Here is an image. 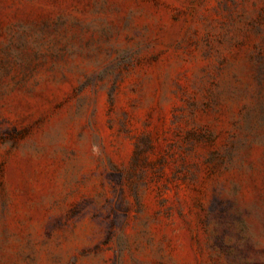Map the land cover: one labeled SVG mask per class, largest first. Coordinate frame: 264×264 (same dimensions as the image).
Returning a JSON list of instances; mask_svg holds the SVG:
<instances>
[{
    "label": "rangeland",
    "instance_id": "rangeland-1",
    "mask_svg": "<svg viewBox=\"0 0 264 264\" xmlns=\"http://www.w3.org/2000/svg\"><path fill=\"white\" fill-rule=\"evenodd\" d=\"M0 264H264V0H0Z\"/></svg>",
    "mask_w": 264,
    "mask_h": 264
}]
</instances>
